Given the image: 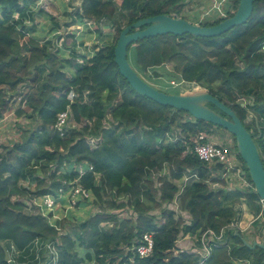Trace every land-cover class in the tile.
<instances>
[{
	"label": "trees",
	"instance_id": "1",
	"mask_svg": "<svg viewBox=\"0 0 264 264\" xmlns=\"http://www.w3.org/2000/svg\"><path fill=\"white\" fill-rule=\"evenodd\" d=\"M37 3L0 0V119L21 97L22 107L15 115L40 122L38 128L28 130L23 142L0 145V244L10 257L9 262L0 246V264H36L37 240L56 243L58 264H264V250L246 245L264 241V222L259 217L264 210L234 135V151L251 185L247 190L229 188L227 179L212 177L220 166L203 163L191 152L193 137L213 124L140 95L115 62V48L128 25L170 15L211 27L233 17L240 0H227L222 7L226 17L206 10L204 21L185 13L186 0H82L76 15L64 12L72 18L64 27L87 22L96 26L89 33H96L98 43L89 54L78 51V42L84 46L85 41L76 33L64 36L61 49L54 48L51 38L43 42L33 36L41 15L52 22V33L63 28ZM119 11L126 22L117 18ZM105 22L114 28L106 35L101 26ZM128 61L142 78L163 87L176 91L172 81L196 83L219 98L252 133L264 157V0H254L245 24L217 37L163 34L138 40L128 48ZM68 107L79 127L62 138L54 125ZM91 139L96 140L95 147ZM77 165L92 166L93 171L80 178ZM186 174L197 175L181 196L188 220L165 207L176 199ZM78 179L93 197L81 207L99 208L93 216L76 219L69 214L62 226L76 219L78 233L62 234L47 219L27 212L26 198L57 194ZM216 184L221 186L214 188ZM243 203L255 217L250 239L236 225L241 218L236 207ZM126 208L135 219L113 213ZM208 230L217 235L223 231L224 239L211 243L206 260L178 246L181 236H201ZM145 233L154 234L155 247L150 256L141 258L131 248Z\"/></svg>",
	"mask_w": 264,
	"mask_h": 264
},
{
	"label": "water",
	"instance_id": "2",
	"mask_svg": "<svg viewBox=\"0 0 264 264\" xmlns=\"http://www.w3.org/2000/svg\"><path fill=\"white\" fill-rule=\"evenodd\" d=\"M253 10L254 0H240L239 7L233 17L227 18L211 27L193 24L187 20L174 18L170 15H159L141 19L126 26L121 32L115 48V62L118 65L120 74L140 95L161 105L170 106L175 111L187 112L195 120L211 123L234 135L238 154L246 163L248 173L255 185V191L264 203V157L259 151L252 133L246 129L236 113L219 98L206 91L192 95L163 92L138 75L128 61V48L138 40L157 37L163 34H174L177 36L191 34L197 37H217L236 26L245 24L252 15ZM209 105L215 106L224 115L216 112ZM238 232L239 230L236 231V233ZM246 245L251 249L259 247L264 250V241H253L252 244L246 242ZM0 246L5 252L6 260L9 261L10 257L6 247L4 244H0Z\"/></svg>",
	"mask_w": 264,
	"mask_h": 264
},
{
	"label": "built area",
	"instance_id": "3",
	"mask_svg": "<svg viewBox=\"0 0 264 264\" xmlns=\"http://www.w3.org/2000/svg\"><path fill=\"white\" fill-rule=\"evenodd\" d=\"M49 1L50 0H38L37 7L44 8L47 12H50L48 11ZM225 1L226 0L217 1L214 7L210 9V11L216 10L220 14L221 17H226L224 12L222 11V7ZM85 25L91 27L94 24L91 22H87L86 24L81 25V26H85ZM82 31L83 29L77 30L76 37ZM70 33H74V31H71L68 29L67 31H65L66 35ZM64 36L65 35H63L61 30L58 32V34L53 35L52 39H53V45L55 49L63 48ZM58 37H61V39L60 38L58 39ZM89 46L92 47V45H88L87 42L84 44V46H82L78 42L77 49L80 53L84 54L88 52L86 48H91ZM89 53H91V51H89ZM77 63H82V60L77 59ZM171 85L173 87L179 86V84H177L175 81H172ZM26 89L24 93H26ZM16 101L20 103L21 97L17 98ZM78 127L79 126L73 121L72 111L68 107L67 110L58 114L55 125H54V130L60 133L62 138H65L66 134L71 129H76ZM208 138H209V134L207 132H200L195 137H193L192 141L194 142V147L191 149V152H194L196 156L198 157V159L203 163H206L210 166H220L221 170L213 172L212 177L220 176L219 177L220 179H227L228 181L232 180L231 177H234L236 180H239V181L244 180L243 182L244 183L247 182V185H248V181L245 179V174L242 169V164L238 160L236 152L230 147H228L227 145H219L217 143L209 142ZM91 143L95 147V144L97 142L95 139H91ZM76 168L80 174V178L84 176L87 172L93 171L92 166H89L88 169H86L82 165H77ZM52 170H54V168H52ZM196 179H197L196 174H192V175L186 174L183 180L180 182L181 190L179 194H182L184 192L185 187L188 185V183ZM27 199L28 198H26L28 213L34 216L39 215L47 219L49 223H51L52 226L56 227V229L62 234H64L63 233L64 228L62 224L65 220L68 219L69 214H73L75 210L80 208V205L82 203H86L88 200L93 201L91 192L87 191L79 183V179L76 180L75 182H71L67 184V188L65 189L61 188L57 192V194L44 195L41 197H33L30 200H27ZM174 202L178 203V208L180 212L174 209L173 211H175L177 214H182L181 197L178 200H174ZM261 203L263 205V209H262L263 211L264 203L262 200H261ZM239 206H240V209H238L237 207L236 209L241 210V211L243 210L245 211L247 209V206L244 203ZM61 208L64 209V211L58 212L59 210H61ZM94 214H92V216ZM261 215L262 213L260 214L259 217H261ZM107 226L112 227L111 225H107ZM232 226H235V225L232 224ZM240 230L242 231V229ZM185 236H186V239L189 241L190 246L182 250H188L192 253L199 255L202 260H206L210 256V253H211V243L223 240L224 232L222 231L220 235H217L214 231L208 230L205 233H203L201 236L190 235V234H187ZM57 244L59 245L60 241L57 240ZM55 245H56L55 242L37 240L34 243V249L36 250V254H37L36 264H58L59 255H58L57 247ZM154 247H155L154 234L145 233L142 235L139 243L134 244V246L131 248V251L134 253L136 252L138 256L141 258H146L153 253ZM41 252L44 254V257L41 256ZM9 262H10V259H9ZM237 264H244V263L238 262Z\"/></svg>",
	"mask_w": 264,
	"mask_h": 264
},
{
	"label": "rangeland",
	"instance_id": "4",
	"mask_svg": "<svg viewBox=\"0 0 264 264\" xmlns=\"http://www.w3.org/2000/svg\"><path fill=\"white\" fill-rule=\"evenodd\" d=\"M55 1V6L51 5L49 10V13L54 15L55 17H57L61 24L63 25V28L61 29V32L63 33V35L65 34V31L71 30L74 31V33L77 34V30L79 29H83V31L77 36V39L81 40L84 39L85 43L87 42L88 45H92L93 46L98 43V41L96 42V39L94 40L95 36L92 35L91 33H89L90 31H95L96 26L92 25L89 28H86L87 26H71L69 28L64 27L66 22L72 23V18L71 17H65L64 16V12L66 10H68L69 13H71V15H76L75 13L78 11L79 7H80V2H82V0H54ZM59 1L61 2L59 4ZM217 1L220 0H186V9H185V13H188V15L191 16V18H194L196 15H199V19L204 21V12L208 9H211L212 7H214L215 3ZM52 1H50V3H52ZM227 2V0L224 2V4ZM207 4V5H206ZM223 4V5H224ZM49 5V3H48ZM69 7V9H68ZM117 18H119L121 20L122 23L126 22V16L124 13H122V11H119L117 14ZM179 18V17H178ZM180 19V18H179ZM51 23L50 21L47 20V17L45 15H41L38 16V18L36 19V29H42L41 31L44 32L43 36L46 35L45 30L43 29H51ZM107 22L102 23V32L106 35L108 33L113 32L114 28L106 25ZM123 25V24H122ZM124 26V25H123ZM54 34H58V32H54ZM94 36V37H91ZM91 47V46H89ZM169 69H172V65L168 66ZM146 81L148 83H150L151 85H155V81L149 80L148 78H145ZM158 84V83H156ZM26 86V85H25ZM159 88V90L167 92V93H174L177 92L180 95H192V94H196L199 92H205L199 84L196 83H187V82H181L179 84L178 87H174V88H178V90H171L169 88L166 87H157V89ZM30 91V90H29ZM262 93H264V85L262 87ZM19 107H22V105L20 103H18L16 101V103L12 104V108L10 111H8V113L2 118L0 119V145L1 146H10L12 143H19V142H23V138L25 135H29V131L28 130H32L33 128H38L40 126V122L35 121L34 119H27L25 116L23 117H18L15 115V111L17 109H19ZM219 112V111H218ZM220 113V112H219ZM184 119L189 118L188 115H183ZM253 121V117L251 116L250 118L247 119V124L251 125ZM261 126V125H260ZM262 127H264V125H262ZM207 133L209 134V138L208 141L212 142V143H217L219 145H227L228 147H230L231 149L234 150V139L232 137V135L225 129L218 127V126H212L210 129H207ZM232 180L229 181L228 187H236V188H241L242 190H247L249 188L250 183L247 182L244 183L243 181H239L236 180L234 177H231ZM246 179V178H245ZM158 180V175H155V183ZM247 180V179H246ZM221 184H216L213 185L214 188L220 187ZM182 196V194H178L175 200H178L180 197ZM166 208L169 209H174L179 211L178 208V203L177 202H173L169 205H165ZM238 209H240V206H237ZM246 209V207H245ZM60 211H64V209L61 208ZM99 208L97 206L94 205H89L86 208L81 207L78 208L77 210H75L73 212L74 216L76 217H85V216H91L92 214H96L98 213ZM28 212V211H27ZM180 212V211H179ZM113 213L118 214L119 217L121 219H130L131 217L133 219H135V214L133 213V211L131 209H122V210H118V211H114ZM153 214L157 215V216H161L159 211H154ZM183 216V218L185 220H188V218L190 219L188 213H186L185 211L182 210V214H180ZM241 218L238 220L239 222L236 223L237 227L239 229H243L245 228L247 225H249V231L248 232H243L244 237H247L248 239L250 236V229L252 230V223L255 219V217L249 212L248 208L244 211H241L240 213ZM76 219H72V222L67 221L66 222V227L64 228V231L73 233L79 232L78 228H75L76 223L78 222V220ZM261 222H264V216L260 217ZM251 225V226H250ZM61 228V229H63ZM264 233V231H263ZM264 236V235H263ZM258 242H262V240L260 239H256ZM249 242L251 243V240H249ZM178 245L180 248H188L190 246L189 241L186 239V236H181L180 240L178 242ZM41 254L43 255V253L41 252ZM19 261H22V258H18Z\"/></svg>",
	"mask_w": 264,
	"mask_h": 264
},
{
	"label": "crops",
	"instance_id": "5",
	"mask_svg": "<svg viewBox=\"0 0 264 264\" xmlns=\"http://www.w3.org/2000/svg\"><path fill=\"white\" fill-rule=\"evenodd\" d=\"M50 1H52V0H50ZM50 1L48 2L49 3V8H50V6L51 5H54L55 6V1L53 0V2L52 3H50ZM61 2L59 1V4H60ZM42 29H35V32H34V35L33 36H36L38 39H40V40H42V39H44V40H46V39H52L53 38V33H52V29H43V30H45V32H46V35L45 36H43V34H44V32H42L41 31ZM50 33H52V34H50ZM95 34L96 33H93L92 35H94L95 36ZM55 35V34H54ZM94 36H91V37H94ZM46 38V39H45ZM44 40H42V41H44ZM94 40H95V37H94ZM93 48V44H92V47L91 48H87L88 49V52L86 53V54H89V51H92L91 49ZM154 87H163V86H161V85H159V84H156L155 83V85H154ZM159 89V88H158ZM242 231L244 232H248L249 231V225H247L245 228H243L242 229ZM181 249H184V248H181Z\"/></svg>",
	"mask_w": 264,
	"mask_h": 264
},
{
	"label": "flooded vegetation",
	"instance_id": "6",
	"mask_svg": "<svg viewBox=\"0 0 264 264\" xmlns=\"http://www.w3.org/2000/svg\"><path fill=\"white\" fill-rule=\"evenodd\" d=\"M214 110V109H213ZM257 241V240H256Z\"/></svg>",
	"mask_w": 264,
	"mask_h": 264
}]
</instances>
